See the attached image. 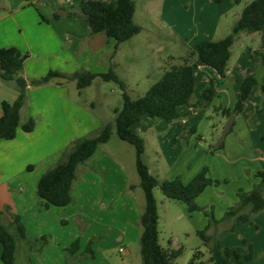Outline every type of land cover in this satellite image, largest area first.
<instances>
[{
    "label": "crops",
    "instance_id": "obj_1",
    "mask_svg": "<svg viewBox=\"0 0 264 264\" xmlns=\"http://www.w3.org/2000/svg\"><path fill=\"white\" fill-rule=\"evenodd\" d=\"M32 1L37 5L40 3V11L46 22L45 27L39 26L40 22L29 23L26 17L21 15L20 11L24 8L22 1L0 0V49L16 47L21 52L29 53L24 72L21 74L28 82L38 79L37 75L40 74L37 71L42 69L37 67L40 61L36 63L31 61V58L39 56L41 38L38 40L35 34L40 28H44L43 32L48 33L49 39H53L59 45L62 41L65 42L71 51L84 52L89 46L95 63L104 60L112 45L115 46L106 35L94 39L96 34L91 32L88 21L84 17L69 14H77L79 4L69 5L66 0ZM66 4L69 5L68 10L64 9ZM56 13L60 14L59 18H55ZM18 14L21 15L19 16L20 31L24 33L27 25L32 37L26 36L23 40L13 37L10 20L12 16L16 19ZM28 38L32 39L31 42ZM35 49L39 52H35ZM198 68L203 70L206 66L199 65ZM230 72L228 67L226 79H220L216 72L215 76L202 75L203 85L206 87L213 80L216 97L227 101L226 107L232 109L237 100L240 83L229 82ZM68 73L70 75L73 72ZM9 82L0 78V118L2 101H10L6 96ZM72 82L64 80L63 84L28 85L25 103L21 110V125L32 118L36 123L34 130L28 133L20 127L14 139L0 140V224L14 232V229L10 228V223L12 217L18 215L26 227L28 240L45 236L49 241L42 252L34 253L25 241L18 239L16 264H65L67 259L65 248L70 247L76 240L80 241V250L70 256L69 261L77 264L80 254L85 251L90 241H93L95 257L85 258L81 264H95L99 260L98 257L115 245H120L121 249L128 251L129 246L140 242L142 234L140 219L145 208V201L143 202L142 198L136 195V191L142 189L140 178L132 180L133 172L131 171L130 176L126 164L105 149L97 151L100 153L96 152L92 158L78 166L73 186L74 201L70 205L46 207L37 194L41 176L64 159L75 141L83 137L95 136L106 122H110L96 113L93 102L86 99L80 101L76 97L78 88L76 83ZM72 90L76 92L75 95L71 93ZM196 109L193 102L191 106L182 109V112L187 114L185 118L167 122L145 115L141 119L143 122L136 125V130L134 128L145 140V155L148 134H151L149 139L155 143L156 159L153 160V168L147 165L151 173L160 180H171L181 176L186 184L204 167L198 163L196 157L201 152L206 153V149L199 148L200 145L196 141L197 135L201 134L197 125ZM186 122L197 127L196 134L189 136L188 139L183 137V125ZM247 134L253 143L254 151L260 149L258 156L249 158L253 167L252 173L255 175L259 170L264 169V152L261 151V146L257 147L252 140L254 133L248 131ZM164 148L166 152L162 150ZM167 149L168 151L171 149L170 152ZM212 187H208L196 199L199 206L210 207L213 203L210 196L214 199L223 197L222 193H216ZM237 202L238 199H235L228 204L225 212ZM185 208L191 218L195 214H204L200 211L189 212L186 204ZM74 222L83 223L85 226L80 231V227ZM204 225L205 227L208 225L206 215ZM102 258L101 264H113L111 260ZM0 264H2L1 257Z\"/></svg>",
    "mask_w": 264,
    "mask_h": 264
},
{
    "label": "rangeland",
    "instance_id": "obj_2",
    "mask_svg": "<svg viewBox=\"0 0 264 264\" xmlns=\"http://www.w3.org/2000/svg\"><path fill=\"white\" fill-rule=\"evenodd\" d=\"M19 1H22V6H24L20 11L21 15H24L28 22L33 24L40 22L39 26L45 27L46 22L40 11V3L37 5L32 0ZM133 1L136 6L134 21L141 26V32L121 43L115 52L114 45H112L110 53L108 52L100 63L93 61L89 46L84 52L71 51L65 42L62 41V44L59 45L53 39H49L48 33L43 32L44 28H40V31L35 34L38 40L41 38L40 52L35 49V52H39V56L31 58V61L35 63L40 61L37 67L42 69L37 71L40 74L37 75V78L45 76L50 71L69 75L68 72L74 73L81 70L94 73L108 72L112 68L125 83L129 95L133 99L141 97L171 66L182 64L185 58H190V62H195L196 58L190 54L195 51L198 43L209 40L217 41L229 35L233 25L239 19L242 9L252 0H225L221 4H214L211 0ZM74 3L78 5L79 0H71L68 4L73 5ZM68 4L64 5L65 10H68ZM21 15H16V19L12 16L10 20V31L13 37L19 40H23L26 36L32 37L27 25H25L24 33L20 31L19 16ZM259 34H248L247 32L238 34V38L231 48L232 55L228 64L231 71L228 78L230 83H240L246 75V71L250 70L257 74L260 83L264 84V69L261 68V59L253 51L261 46V34ZM102 35L105 34H96L94 39H99ZM28 39L31 42L32 39ZM111 41L115 43L114 40ZM198 66L199 64L195 69L197 84L193 102L197 107V125L201 132V138H198L200 135H197L196 141L200 145H197L199 148L206 149V153L201 152L196 157L198 163L209 168L211 178L221 181L220 185L212 187L213 191L223 194V197L217 199L210 196V200L213 202L210 207H213L214 216L220 222L212 225L207 233L219 238L223 247L252 245L253 259L244 264H264V210L253 215L252 222L248 223L236 222L233 219L222 220L228 204L238 199L239 189L249 191L254 185L261 184L256 173L255 175L252 173L253 167L249 160L251 156H258L260 149L257 148L256 152L254 151L253 143L247 133L248 131L254 133L252 140L257 147L261 146V151L264 152V92L260 86L255 88L243 113L235 117V125L224 140V148L218 149L216 145L230 117L224 116L221 111L216 110V107L219 105L226 107L227 101L216 97V95L213 99L205 98L202 74H205L206 77L216 74L209 67L202 70ZM23 72L24 69L21 74ZM57 80L54 79L50 83H56ZM8 88L6 96L10 102H14L18 94L16 81L11 80ZM27 91L26 88V94ZM74 92L72 90L71 93L75 95L76 92ZM122 94L123 90L118 83L106 82L97 77L91 86L82 90L78 89L76 97L80 101L86 99L93 102L96 113L113 123L111 139L107 144L100 146L98 151L105 149L115 158L120 159L126 164L128 174L133 172L132 180L134 178L139 180L135 167V148L117 136L114 123V110L123 106ZM159 121L167 122L166 120ZM136 125L134 126L135 130ZM149 138H151L150 133L148 134L147 154L144 155V158L145 162L153 168V160L156 159L155 143ZM153 138L155 139V136ZM162 150L166 152L165 148ZM170 150L167 149L168 152ZM261 188L264 193V185H261ZM139 191H136V195L141 197L144 202V192L142 189ZM154 194L158 205L160 244L166 249H182V254L174 261V264H190L197 251L203 253L201 260L207 261L210 257L208 247L197 234V231L206 228L204 225L205 215L199 213L191 218L187 214L185 204L168 199L160 188H156ZM74 224L80 227V231L85 226L83 223L74 222ZM232 226H234L233 232L230 231ZM140 248V242L129 246L128 251H125L124 248L121 250L120 245H115L104 255L98 257L99 260L95 264H101L102 257L111 260L113 264H143Z\"/></svg>",
    "mask_w": 264,
    "mask_h": 264
},
{
    "label": "trees",
    "instance_id": "obj_3",
    "mask_svg": "<svg viewBox=\"0 0 264 264\" xmlns=\"http://www.w3.org/2000/svg\"><path fill=\"white\" fill-rule=\"evenodd\" d=\"M211 1L214 4H221L225 0ZM135 12L136 6L133 0H79V12L69 14L83 16L88 21L93 34L104 33L108 39L114 40L115 52L121 43L130 40L141 32V26L134 21ZM59 17L60 14L56 13L55 18ZM240 32L261 34V46L254 50V54L261 59V68L264 69V0H252L243 8L229 35L217 41L209 40L198 43L195 51L190 54L196 58L195 62H190V58H185L182 64L171 66L148 89L145 95L135 99L129 95L125 83L112 68L103 73L81 70L70 75L50 71L45 76L28 82L21 73L29 53H23L16 47L1 48L0 78L6 81L15 80L18 85V94L14 102L4 100L1 103L0 140L14 139L20 127L28 133L34 130L36 123L32 118L21 125V110L25 103L28 85L41 86L58 79L57 84H63L64 80L75 81L77 88L82 90L91 86L97 77L106 82H116L123 90V106L114 111L116 133L121 140L135 148L136 170L145 198V208L140 219L142 226L140 252L143 264H174V261L182 254L181 248L166 249L160 244L158 205L154 194L156 188H160L168 199L186 204L189 212L200 211L209 219L206 228L197 231V234L208 247L210 257L207 261H202L203 253L197 251L190 264H244L249 262L253 259L252 245L223 247L219 238L207 233L212 225L220 222L214 216L213 207H201L196 203V199L208 187L218 186L221 181L209 176L207 166H204L186 184L182 181L181 176L171 180H160L151 173L145 162L144 138L134 130V126L145 115L152 119L166 121L185 118L187 114L183 113L182 109L191 106L193 103L197 64L213 69L220 79H226L228 64L232 55L231 48ZM258 86L264 92V84L260 83L257 74L247 70L240 82L235 106L231 109L219 105L216 110L221 111L226 117L231 115L237 117L243 113L252 91ZM203 95L207 99L214 98L216 94L213 80L204 88ZM234 125L235 122L229 133L232 132ZM183 132V137L188 139L189 136L196 134L197 127L186 122L183 125ZM112 133L113 123L106 122L95 136L83 137L75 141L64 159L41 176L37 186V194L46 207H66L73 203V186L78 166L92 158L99 147L111 139ZM217 148H224V142ZM256 177L261 184L254 185L249 191L239 189L237 193L238 202L225 212L222 220L233 219L236 222L248 223L252 222L253 215L264 210V193L261 188V185H264V169L259 170ZM10 228H13L14 232L7 226L0 224L2 264H16L18 239L25 241L28 248L37 253L42 252L49 243L45 236L36 240H28L26 227L18 215L12 217ZM230 231H234V226L230 228ZM92 245L93 241H90L85 251L80 254L77 264H80L85 258L95 257ZM79 250V240L65 248L67 256L65 264H72L69 258Z\"/></svg>",
    "mask_w": 264,
    "mask_h": 264
},
{
    "label": "water",
    "instance_id": "obj_4",
    "mask_svg": "<svg viewBox=\"0 0 264 264\" xmlns=\"http://www.w3.org/2000/svg\"><path fill=\"white\" fill-rule=\"evenodd\" d=\"M234 120H235V116L231 115L230 118H229V122L225 126V128L223 130V133H222V135H221L216 147H219L224 142L226 136L229 134V132H230L232 126H233Z\"/></svg>",
    "mask_w": 264,
    "mask_h": 264
},
{
    "label": "built area",
    "instance_id": "obj_5",
    "mask_svg": "<svg viewBox=\"0 0 264 264\" xmlns=\"http://www.w3.org/2000/svg\"><path fill=\"white\" fill-rule=\"evenodd\" d=\"M68 3H70L71 2V0H66ZM122 250V249H121Z\"/></svg>",
    "mask_w": 264,
    "mask_h": 264
}]
</instances>
